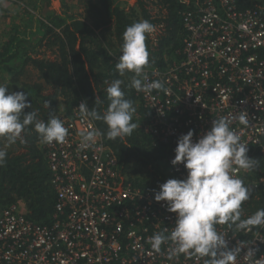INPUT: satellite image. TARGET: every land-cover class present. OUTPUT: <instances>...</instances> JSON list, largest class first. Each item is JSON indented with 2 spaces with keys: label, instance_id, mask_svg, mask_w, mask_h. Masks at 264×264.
<instances>
[{
  "label": "built area",
  "instance_id": "built-area-1",
  "mask_svg": "<svg viewBox=\"0 0 264 264\" xmlns=\"http://www.w3.org/2000/svg\"><path fill=\"white\" fill-rule=\"evenodd\" d=\"M183 21L185 58L165 71L145 70L148 82L160 81L164 90L140 92L153 115L144 129L157 143L177 147L190 130L196 142L213 120L233 119L231 128L257 161L253 170H239L237 178L264 196V19L256 10L240 11L236 0H197ZM158 30L148 36L156 38ZM81 103L58 115L68 129L65 141L45 144L57 194L52 224L27 219L21 202L0 207V264H204L207 258L190 254L169 259L171 241L160 252L152 249L150 237L170 234L176 214L121 173L118 157L95 121L80 112ZM241 111L248 113L247 125L238 121ZM87 131L101 135L91 148L81 149V133ZM174 157L167 177L184 180L187 169L173 166ZM216 228L227 234L229 247L243 241L258 249L254 259L264 256V226L241 232ZM237 264L252 261L242 252Z\"/></svg>",
  "mask_w": 264,
  "mask_h": 264
},
{
  "label": "trees",
  "instance_id": "trees-1",
  "mask_svg": "<svg viewBox=\"0 0 264 264\" xmlns=\"http://www.w3.org/2000/svg\"><path fill=\"white\" fill-rule=\"evenodd\" d=\"M52 1L33 0L27 8L15 4V12L0 5V17L11 21L2 34L4 40L0 39V85L9 92H25L31 103L25 112L35 111L37 119L46 123L61 112L70 114L78 101H86L89 109L96 108L103 114L109 103L107 87L115 79L123 80L125 97L137 110L133 117L137 129L123 140H109L108 126L103 120L94 121L118 157L121 173L134 186L154 195L161 184L173 179L166 172L176 143H157L155 136L144 129L153 117L152 112L145 107L140 92L130 87L134 74L121 77L115 65L122 54L125 29L143 20L162 30L156 41L146 34L149 63L145 70L165 71L183 60L186 36L183 18L185 13L194 11L197 0H134L136 6L130 9L121 8L122 0H62L66 11L74 3L81 4L89 21L52 12ZM236 3L240 11L256 10L264 16V10L258 9L264 6V0H236ZM150 7H158L163 13L161 18L153 17ZM111 34L115 41L111 40ZM42 47L54 50L57 60L38 58V49ZM30 67L37 72L38 82L23 80ZM47 90L51 92L46 94ZM22 136L23 142L18 140L10 145L0 139V148L7 152L6 162L0 166V207L24 203L27 219L49 226L57 194L51 184L48 152L33 127L25 129ZM249 188L250 199L242 205V219L264 209L262 193ZM229 229L242 231L235 226Z\"/></svg>",
  "mask_w": 264,
  "mask_h": 264
},
{
  "label": "clouds",
  "instance_id": "clouds-1",
  "mask_svg": "<svg viewBox=\"0 0 264 264\" xmlns=\"http://www.w3.org/2000/svg\"><path fill=\"white\" fill-rule=\"evenodd\" d=\"M154 31V25L147 20L133 23L123 33L122 54L115 65L121 77L133 73L130 87L137 92L150 93L164 90L160 81L148 82L145 66L149 63L146 48V34ZM123 80L115 79L107 87V110L101 114L96 108L89 109L87 102L79 105L80 112L92 120H103L108 126L106 136L109 140L130 137L137 129L133 122L136 107L125 97L122 90ZM198 102V101H197ZM96 103H99L97 100ZM31 108L28 95L23 91L9 92L0 85V139L14 144L23 142L22 133L29 126L39 134L44 144L63 143L68 129L63 122L52 116L46 123L37 119ZM238 121L248 124V113L241 111ZM233 119L220 117L212 121L211 129L194 142V132L190 130L179 138L175 149L173 166L183 164L187 169L184 180L169 179L155 192L156 202H166L167 211L176 214V223L170 234L158 232L150 237L151 247L160 252L161 245L169 241L174 246L169 259L175 254H190L207 258L204 264H237L243 252L244 259L252 264H264V256L254 259L258 249L245 246L238 241L236 247H229L227 234L218 232L217 225L235 226L236 230L251 231L264 226V209L242 219V205L250 199L251 189L237 178L239 170L250 171L257 161L248 157V146L231 128ZM97 131L81 133V149H89L95 143ZM7 152L0 148V166L6 162ZM167 232V229H165Z\"/></svg>",
  "mask_w": 264,
  "mask_h": 264
},
{
  "label": "rangeland",
  "instance_id": "rangeland-1",
  "mask_svg": "<svg viewBox=\"0 0 264 264\" xmlns=\"http://www.w3.org/2000/svg\"><path fill=\"white\" fill-rule=\"evenodd\" d=\"M122 1L124 3L121 4V8L125 7V9H130L133 6H136V2L134 0H122ZM32 3H33V0H24L21 3H17V2H15V0H0V5H4L6 7H9L10 9H12V12H15L14 10H16L14 8V7H16L15 4H18L21 7H22V5H25V7L27 8V7H30L32 5ZM84 9L85 8L83 6H81V4L74 3V4L70 5V9L68 11H66V8L64 7V5L62 3V0H53L52 4H51V11L55 12V13L63 16V17L73 16L77 19H83V20L85 19V20L89 21V18L87 17ZM258 9L264 10V6H262V8H258ZM150 10H151V15L153 17L161 18V16L163 15V13H161V10L158 7H155V8L150 7ZM260 16L264 19V16H262V15H260ZM10 24H11L10 20H7L4 17H0V39L4 38L2 36V34H4L6 30H8ZM154 31H155V26H154ZM97 32H99V31H97ZM157 32H159V33L156 36V38L159 37V35L162 33V30L159 29ZM150 38H152L153 40L156 39L155 35L153 37H150ZM111 40L115 41V38H114V36L112 37V34H111ZM36 53H33L34 56H36ZM38 53H40L38 58L44 57V58H49L52 61L57 60L56 53L51 48H49V49L43 48V47L39 48ZM23 80L24 81H31V82H38L39 81L38 80V74L36 71H34L30 67V69L24 75ZM50 92H51L50 90L45 91L46 94H49ZM61 107H63V106L61 105ZM166 173L169 175L171 174L170 165L168 166V171Z\"/></svg>",
  "mask_w": 264,
  "mask_h": 264
},
{
  "label": "crops",
  "instance_id": "crops-1",
  "mask_svg": "<svg viewBox=\"0 0 264 264\" xmlns=\"http://www.w3.org/2000/svg\"><path fill=\"white\" fill-rule=\"evenodd\" d=\"M23 208L26 210V206H25V204L23 203Z\"/></svg>",
  "mask_w": 264,
  "mask_h": 264
}]
</instances>
